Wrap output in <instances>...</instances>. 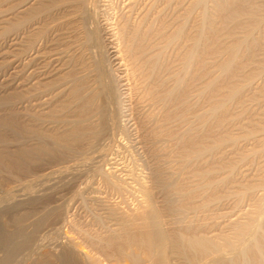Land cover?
<instances>
[{"label": "rangeland", "instance_id": "374dc122", "mask_svg": "<svg viewBox=\"0 0 264 264\" xmlns=\"http://www.w3.org/2000/svg\"><path fill=\"white\" fill-rule=\"evenodd\" d=\"M39 262L264 264V0H0V264Z\"/></svg>", "mask_w": 264, "mask_h": 264}, {"label": "bare ground", "instance_id": "6f19581e", "mask_svg": "<svg viewBox=\"0 0 264 264\" xmlns=\"http://www.w3.org/2000/svg\"><path fill=\"white\" fill-rule=\"evenodd\" d=\"M115 47H116V46H115ZM114 51H117V49H115ZM121 52H122V51H121ZM115 54H117V53H115ZM114 56H115V55H114ZM118 56L121 57L119 54H118ZM117 58H118V57H117ZM189 58H190V57H189ZM114 61H115V60H114ZM228 66H229V64H228ZM103 76H105V75H103ZM107 77H108V78H107ZM107 77L105 76V78H107V79H109V78L112 79V78L109 77L108 75H107ZM105 78H103V80H104ZM122 78H123V77H122ZM118 79H119V78H118ZM107 81H108V80H107ZM107 81L104 80V82H106V84H105V92H106V96L108 95V97H111V96H112V95H111L112 92H111V88H110V87H112V86L108 87V85H110V84H109V82L107 83ZM109 81H111V80H109ZM112 83H113V82L111 81V85H113ZM123 84H124V83H123ZM103 86H104V85H103ZM114 90H115V89H113V91H114ZM115 92H116V91H115ZM117 93H118V92H117ZM110 95H111V96H110ZM114 95H116V93H113V96L111 97L112 99L114 98ZM120 95H121V94H120ZM106 96H105V97H106ZM108 97H106V98L108 99ZM112 99H111V100H112ZM114 99H115V98H114ZM119 99H120V98H119ZM109 100H110V99H109ZM109 100H108V101H109ZM111 100L109 101V103L111 102ZM113 102H115V100H113ZM113 102H111L110 105H109L110 107H108V108L110 109L111 112H112V110H115V109L113 108V107H114L113 105H114L115 103H113ZM106 103H107V102H106ZM107 104H108V103H107ZM117 105H118V104H117ZM107 106H108V105H107ZM108 111H109V110H108ZM114 112H115V111H114ZM117 112H118V111H117ZM112 113H113V112H112ZM107 114H108V113H107ZM110 114H111V113H110ZM115 114H116V113H115ZM115 114H114L113 116L116 117ZM106 116H110V115L108 114V115H106ZM110 118H111V116H110ZM110 118H109V119H110ZM112 119H116V118H113V117H112ZM113 121H114V120H113ZM111 124H112V123H111ZM13 234H14V233H13ZM151 236H153V235H151ZM151 236L149 237V236L147 235L146 240H147V238L149 237V238H148V241L152 242L153 239H154V237L152 238ZM144 239H145V238H144ZM10 241H11V240H10ZM10 241H9V242H10ZM154 241H155V240H154ZM154 241H153V242H154ZM143 242H144V241H143ZM147 243H148V242H147ZM12 244H13V243H12ZM14 244H15V243H14ZM7 246H8V244H7ZM10 246H11V244H10ZM15 246H16V245H15ZM15 246L13 245V247H15ZM154 246H155V245H154ZM11 247H12V246H11ZM149 248H151V247H149ZM11 249H12V248H11ZM9 250H10V249H9ZM13 251H14V250H13ZM6 259H7V258H6ZM69 259H70V258H69ZM71 259H72V258H71ZM46 260H47V259H46ZM65 260H68V258L65 259ZM40 261H41V260H40ZM44 261H45V260H44ZM69 261H70V260H69ZM5 262H6V261H5ZM65 262H66V261H65ZM67 263H68V262H67ZM39 264H42V262H41V263L39 262ZM44 264H46V263L44 262ZM47 264H49V263H47Z\"/></svg>", "mask_w": 264, "mask_h": 264}]
</instances>
